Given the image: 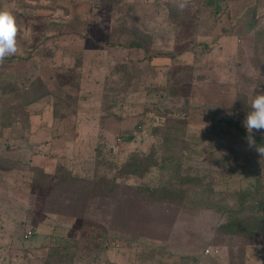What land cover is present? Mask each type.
I'll return each mask as SVG.
<instances>
[{
    "label": "rangeland",
    "instance_id": "obj_1",
    "mask_svg": "<svg viewBox=\"0 0 264 264\" xmlns=\"http://www.w3.org/2000/svg\"><path fill=\"white\" fill-rule=\"evenodd\" d=\"M67 1L0 0L16 15L20 49L0 64V168L19 173L0 187V264H264V156L217 122L244 126L264 91V37L258 47L255 35L227 41L222 5L207 0L183 12L174 0H124L114 14L90 0L69 11ZM253 22L236 21L233 38ZM135 35L146 53L129 47ZM205 41L212 79L192 67ZM30 120L43 136L54 124V136L69 130L76 141L33 162L21 150ZM97 153L100 176L134 154L157 163L109 192L69 171Z\"/></svg>",
    "mask_w": 264,
    "mask_h": 264
},
{
    "label": "trees",
    "instance_id": "obj_2",
    "mask_svg": "<svg viewBox=\"0 0 264 264\" xmlns=\"http://www.w3.org/2000/svg\"><path fill=\"white\" fill-rule=\"evenodd\" d=\"M21 1L26 2V0H21ZM90 1H91V3L94 1L98 5H101V4L102 5H104V4L111 5V11H112L111 14H114L116 12H120L123 9V8H119V7L116 8L115 3L118 4L117 6H120L119 5L120 3L121 4L126 3L124 0H90ZM127 1L129 2L130 0H127ZM127 6H130L129 3ZM34 7L35 6H33V8ZM260 28H263V27H259L255 31V34H254L255 35L254 36L255 37V42H254L255 47L259 46V45H257V43L258 42L260 43L263 40L262 37H264V30L261 31ZM204 43L208 44L209 47L206 46L205 50L199 49L197 51L198 54H197V57L194 58L192 67H193V69L197 70V72L195 74L198 78H202V79L210 78V79H212L210 74H208L205 71L206 68L209 69V68L213 67V65L211 64L212 59H211V55H210L211 50H212V45H211L210 41H205ZM133 46H137L138 48L142 49L146 53L145 44H143L141 41H138L137 35H135L130 42L129 47H133ZM148 58L149 59L151 58L150 54H149ZM214 81H218V80L214 78L213 82ZM37 82H39V83L43 82L44 83L45 81H43L42 78H39V79H37ZM48 93H50V92H48ZM43 97L44 96H42L41 94H39L37 96H32V98L29 99V102L32 103L34 101H38ZM222 116H224V115H222ZM25 117L28 118L27 113L25 114ZM212 118L213 117H211V119ZM219 121H223V123L225 125L228 124V126L230 124L239 136L247 139L249 133H248L247 129L242 124H240L239 122L231 120L229 118V116H227V115L222 117V118L217 119V122H219ZM26 122L28 123V121H26ZM231 126H229V127L231 128ZM161 129L162 128H158V130H161ZM224 130L226 131V129H224ZM251 135L254 138L255 143L258 144V146H260V145L264 146V136L263 135H257L253 132L251 133ZM94 157H96L95 160L92 158L84 159L81 156V158L79 159L80 166L77 167L76 162L71 163L70 164L71 167H70L69 171L72 172L71 175L73 176V179H76V180H89L91 178H93V179L95 178V179L99 180L100 182L103 183L105 188L108 186L107 188H108L109 192H114L116 187L119 184H121L119 182H122V180H124V179L128 180L130 178H134V179L139 178V179L143 180V178H145V176L150 172V166L152 167V166H154V163H157V162H155V159L153 156H152L153 159H150L151 155L149 153L134 154V155L129 156L122 163V165L119 169V173L117 172V174L113 175V177H108L107 175H103V176L99 175L100 174L99 173V171H100V160H98V153ZM62 165H65V164L63 163ZM67 165L69 166V164H67ZM31 166L33 169L35 168L36 171H37V169L39 171H41L40 167H36L35 165H31ZM67 178H71L70 175L69 176H63V177L60 176L55 181L52 180V182H57V184H60L62 182H65V180H67ZM34 181H38V179H34ZM143 184H145V183H143ZM129 186H130V188L134 189L135 191L147 192L151 197L156 198V199H160L161 197H163L162 191L154 189V187L149 185V184L148 185H136V183H134V184H129ZM165 193H166L165 196L167 199H169L168 196L171 197V195H172V193H170L169 191H165ZM261 198H264V192L261 193ZM249 219H251V218H249Z\"/></svg>",
    "mask_w": 264,
    "mask_h": 264
},
{
    "label": "crops",
    "instance_id": "obj_3",
    "mask_svg": "<svg viewBox=\"0 0 264 264\" xmlns=\"http://www.w3.org/2000/svg\"><path fill=\"white\" fill-rule=\"evenodd\" d=\"M191 1V0H190ZM209 3L213 2L217 6L222 5L223 12L222 16L227 22L225 21L224 28L222 30V35H224L225 38H227V41L229 42H235L239 40H244L246 38H252L255 34V31L259 27L264 28V0H207ZM69 2L71 4H69ZM81 2V0H73V1H67V3L64 5L65 9L67 10L69 8V11L72 9L75 4ZM85 2V5L87 4V1L83 0ZM60 11V10H59ZM72 12V11H71ZM64 13V12H63ZM81 15V11L74 10L72 14H78ZM70 16V14H68ZM54 18V17H53ZM239 20H252L254 21L251 26L245 27L243 29V32L245 37L241 38H233L235 37V34L233 32V28L235 27V22ZM235 30V29H234ZM252 39L250 40L251 44ZM31 125L28 127V132L31 133V135H28L30 138V142L32 144H24L21 146L22 155L23 157L29 156V158L34 162L36 158H39L43 154H49L47 153L48 150H51L50 152L53 153L54 148H58V146H62L61 150H65V146L67 143H71L72 141L75 142L74 137L72 140H67L69 133V130H62V135L60 137L54 136L56 130L55 125L52 124L50 126L46 127V135H42V131L45 128L44 126L40 127L37 126L36 121L30 120ZM41 130V133H40ZM27 132V134H28ZM77 132V130L75 131ZM71 134L73 132H70ZM58 138V139H57ZM60 140V142H59ZM65 145V146H64ZM50 153V154H52ZM26 154V155H24ZM31 155V156H30ZM40 165V164H39ZM11 176H19V173H6L5 171H1L0 168V187L1 184L4 183L5 180H7L8 177ZM33 178L31 179V181ZM1 201V198H0ZM1 212V211H0ZM2 238V237H0ZM13 241V238H11Z\"/></svg>",
    "mask_w": 264,
    "mask_h": 264
},
{
    "label": "clouds",
    "instance_id": "obj_4",
    "mask_svg": "<svg viewBox=\"0 0 264 264\" xmlns=\"http://www.w3.org/2000/svg\"><path fill=\"white\" fill-rule=\"evenodd\" d=\"M189 4L190 0H174L178 12L186 10ZM18 33L19 25L14 11L11 8H0V64H3L6 58L19 53ZM250 106L251 111L243 122L249 133L247 142L250 148L255 147V150L264 156V146H256L251 135L253 130H264V91L254 95Z\"/></svg>",
    "mask_w": 264,
    "mask_h": 264
},
{
    "label": "built area",
    "instance_id": "obj_5",
    "mask_svg": "<svg viewBox=\"0 0 264 264\" xmlns=\"http://www.w3.org/2000/svg\"><path fill=\"white\" fill-rule=\"evenodd\" d=\"M33 235V231L32 230H27L25 233H24V237L25 238H30L31 236Z\"/></svg>",
    "mask_w": 264,
    "mask_h": 264
}]
</instances>
